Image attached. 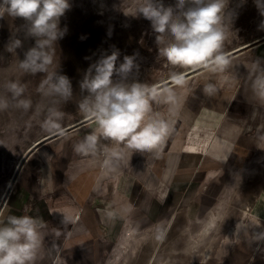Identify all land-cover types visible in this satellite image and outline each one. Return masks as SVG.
<instances>
[{
  "label": "crops",
  "instance_id": "obj_1",
  "mask_svg": "<svg viewBox=\"0 0 264 264\" xmlns=\"http://www.w3.org/2000/svg\"><path fill=\"white\" fill-rule=\"evenodd\" d=\"M226 56L223 72L199 69L177 89L178 115L152 108L171 125L158 158L103 140L101 146L120 153L118 163L105 164L102 151L76 153L96 126L79 132L93 119L30 150L0 209V225L9 215L45 222L34 264H105L124 231H148L165 221L172 229L183 216L196 224L221 202L219 229L209 215L197 234L211 242L216 236L198 264H264V241L252 239L264 232V105L250 76L254 61L264 62V38ZM208 83L216 87L213 97L203 92ZM242 221L246 226L238 230Z\"/></svg>",
  "mask_w": 264,
  "mask_h": 264
},
{
  "label": "clouds",
  "instance_id": "obj_2",
  "mask_svg": "<svg viewBox=\"0 0 264 264\" xmlns=\"http://www.w3.org/2000/svg\"><path fill=\"white\" fill-rule=\"evenodd\" d=\"M246 0H241L242 6ZM261 16H264V0H254ZM230 0H175L166 6L163 0H140L133 16H143L150 21L158 47V57L180 69H204L223 72L230 59L222 52L224 41L233 23L229 11ZM71 9L70 0H0V19L5 16L25 21L24 38L33 39L34 46L24 52L19 68L31 75L43 74L39 91L43 97L52 98L47 116L42 124L44 131H60L64 112L59 105L73 99V85L67 75L58 69L50 71L54 63V48L67 33L61 28V18ZM126 14V13H125ZM128 15V14H126ZM260 28L264 29V21ZM170 38V42L165 40ZM163 45V46H161ZM23 48V40L13 36L6 50L17 55ZM120 51L102 55L87 69L79 82L82 93L78 111L95 121L96 127L86 134L74 147L81 155L95 156L98 151L105 155V164L118 163L120 153L101 146L99 141L123 144L134 152L149 153L159 157L161 146L171 132L170 121L152 115L153 103L168 106L170 116L179 114L181 100L170 88L158 90L138 81L130 82L138 71L137 53L124 55L119 62ZM250 76L252 91L264 105V62L256 59ZM175 85L185 83L184 72H173ZM6 89L11 93L13 107L27 112L32 107L30 99L22 98L25 87L9 82ZM207 97H213L216 87L212 83L203 86ZM10 106L7 99H0V111ZM67 218L65 217V222ZM44 221L29 215H9L0 225V264H34L44 243L41 229ZM246 226L242 221L237 229ZM258 226V225H256ZM264 241V232L252 237ZM57 246H52L55 249Z\"/></svg>",
  "mask_w": 264,
  "mask_h": 264
},
{
  "label": "rangeland",
  "instance_id": "obj_3",
  "mask_svg": "<svg viewBox=\"0 0 264 264\" xmlns=\"http://www.w3.org/2000/svg\"><path fill=\"white\" fill-rule=\"evenodd\" d=\"M139 2L140 0H70L71 9L60 22L61 28H67V33L55 45L54 63L50 71L59 67L58 71L70 78L73 99L59 105L64 116L59 122L60 131L53 133L42 128L47 109L53 103L52 98L43 97L39 91L43 74L31 75L19 68L24 52L34 46L35 42L24 38L23 19L8 16L0 19V99H7L10 104L8 109L0 111V209L9 200L17 173L33 146L50 136L83 124L88 117L78 111V101L86 95L81 92L79 82L89 66L102 55H110L118 49L121 53L119 63L124 55L137 53L139 69L133 72L130 82L138 81L158 90L167 87L176 94L179 93L177 89L184 87L199 70L173 67L164 58L158 57L156 34L152 31L150 21L142 15L133 16ZM163 2L166 6L175 4V0ZM240 4L241 0H230L229 11L233 12V23L222 48L225 55L239 47L254 46L264 38V29L260 28L264 16L259 14L254 0H246L242 6ZM13 36L23 40V48L17 49V55L6 50V45ZM165 40L170 42L169 37H165ZM173 72L185 73L183 85L174 84L170 78ZM9 82H17L25 87L22 98L32 101V107L27 112L11 106V93L5 87ZM162 107L168 109L163 103L154 102L152 105L156 110ZM94 126L95 122H87L79 134ZM223 206L225 205L221 202L196 224L187 223L183 216L181 221L175 222L172 229H169L170 224L165 221L155 224L148 231H132L131 235L124 231L105 264L118 263H113V259L118 253L120 242L125 243L127 248L123 249V259L119 264H148L149 261L151 264H198L216 236L211 242L207 238L197 239V234L209 221V215L219 229L226 211Z\"/></svg>",
  "mask_w": 264,
  "mask_h": 264
},
{
  "label": "bare ground",
  "instance_id": "obj_4",
  "mask_svg": "<svg viewBox=\"0 0 264 264\" xmlns=\"http://www.w3.org/2000/svg\"><path fill=\"white\" fill-rule=\"evenodd\" d=\"M240 49V48H239ZM238 50V49H237ZM236 50V51H237ZM235 52V51H234ZM232 53V52H231ZM89 120L91 119V118H88ZM257 162V161H256ZM255 162V163H256ZM204 228V227H203ZM206 228V227H205ZM208 231H209V229H208ZM212 232V231H211ZM210 233V232H209ZM202 234V233H201ZM208 234V233H207ZM209 235V234H208ZM205 236V235H204ZM208 237V236H207ZM122 241V240H121ZM127 248V246L125 245V243H123V242H120L119 243V247H118V253L116 254V257L114 256V259H113V263H116V262H118V263H116V264H119V262L120 261H122V259H123V255H124V251H123V249H126ZM211 249V248H210ZM209 249V250H210ZM205 253V252H204ZM210 253V252H209ZM110 260V259H109ZM148 264H151V261H149L148 262Z\"/></svg>",
  "mask_w": 264,
  "mask_h": 264
},
{
  "label": "water",
  "instance_id": "obj_5",
  "mask_svg": "<svg viewBox=\"0 0 264 264\" xmlns=\"http://www.w3.org/2000/svg\"><path fill=\"white\" fill-rule=\"evenodd\" d=\"M239 48H240V47H239ZM239 48H236V49H234V50L228 52L227 54H229V53H231V52H234V51H236V50L239 49ZM227 54H226V55H227ZM88 118H90V117H87L85 120H88ZM38 143H39V142H37L36 144H38ZM36 144H35V145H36ZM35 145H34V146H35ZM34 146H33V147H34Z\"/></svg>",
  "mask_w": 264,
  "mask_h": 264
}]
</instances>
